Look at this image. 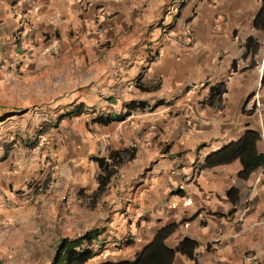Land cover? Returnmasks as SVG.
Returning <instances> with one entry per match:
<instances>
[{"label":"crops","instance_id":"obj_1","mask_svg":"<svg viewBox=\"0 0 264 264\" xmlns=\"http://www.w3.org/2000/svg\"><path fill=\"white\" fill-rule=\"evenodd\" d=\"M261 6L262 0H0V155L7 142L25 136L37 139L38 155L49 151L54 160L37 162L41 185L31 200L0 199V264L20 263L23 228L34 236L61 218L62 236L84 234L86 215H94L87 200L100 205L106 198L110 209L99 213L110 225L93 245V264L133 259L169 222L179 223L172 246L185 237L199 242V264H264V165L242 179L239 159L205 164L247 129L264 128V29L254 26ZM250 37L257 52L247 46ZM223 82L222 97H211ZM252 97L262 113L247 107ZM77 105L82 113L67 114ZM122 149L134 155L95 197L101 168L93 156L109 159ZM7 170L0 175L5 189L27 177ZM73 219L80 229L70 230ZM47 242L35 240L36 250ZM174 264L197 263L179 253Z\"/></svg>","mask_w":264,"mask_h":264},{"label":"trees","instance_id":"obj_2","mask_svg":"<svg viewBox=\"0 0 264 264\" xmlns=\"http://www.w3.org/2000/svg\"><path fill=\"white\" fill-rule=\"evenodd\" d=\"M254 26L258 29H264V0L259 13L254 19ZM252 51H258V45L254 38L247 40V46H252ZM264 84V76L262 78ZM226 91L223 83L211 88V97L220 99ZM220 101V100H219ZM212 103V101H211ZM79 105L73 107L67 114L78 115L82 113ZM128 112L118 116L120 119ZM100 119V117H96ZM109 122V119L104 120ZM262 140L261 132L257 129H247V131L237 140L231 141L219 149L212 151L205 158L207 166H215L218 164L231 163L237 159L241 161L242 168L238 171V177L242 179L248 178L251 173L264 165V152L259 149V142ZM127 149L111 150L109 159L105 156H93L101 168V172L97 175L98 188L95 190V197L101 194L107 188L111 177L118 171V167L125 162L127 157H131L134 153L127 156ZM235 188L228 191V196H232ZM179 223L169 222L157 229L153 238L139 251L133 259L120 260H104L97 264H174L177 255L183 254L196 261V249L199 242L196 239L185 237L177 245L172 246L169 242L170 236L177 230ZM99 227L92 228L84 234L78 236H63L59 239L58 245L53 254L51 264H88L89 261L97 253L94 250V243L102 234Z\"/></svg>","mask_w":264,"mask_h":264},{"label":"rangeland","instance_id":"obj_3","mask_svg":"<svg viewBox=\"0 0 264 264\" xmlns=\"http://www.w3.org/2000/svg\"><path fill=\"white\" fill-rule=\"evenodd\" d=\"M53 122L55 121L42 123L41 127H38L36 129L37 133H45L53 125ZM22 126L24 130L30 129L31 121L23 123ZM36 140L37 139H32V137L26 138L24 136L22 137V139H14L7 142V144H9V147H7L6 153L0 155V162L5 166V170L3 172L0 171V175L4 174L5 176L9 173L7 169L11 168L15 169L14 172L12 171L13 174L18 176L23 175L27 177H23L22 184L18 183L20 184L18 186L16 183H13V181L10 182L9 188L5 189L0 186V199L8 201L11 196H15L16 198H24L25 196H27L28 199L31 200L32 194L35 193L38 187L41 185L39 181H37V179L34 177L35 175L33 172L37 167V162L39 161L46 167L53 164L54 160L49 151L44 152V150H41L40 154L38 155L36 150L33 149ZM15 142L17 143V146H10V144H13ZM83 194H86V196L88 197L87 192L83 191ZM11 201L12 204L16 205L23 204V202H20V199H16L15 201L11 198ZM97 201L98 200L95 199L87 200V207H90V209L93 210L94 215H86L85 227L87 229L99 227L100 229L105 230L108 228V225H110V218L107 217V214L105 215L104 213H99V211L102 210L104 212L110 209L109 199L106 198L104 201H99L100 205L97 203ZM63 225L64 221L61 218H56L55 220L50 221V230H46V227L44 226L45 228L42 227V231L38 232V234H35L34 236H32V234H28L29 231L24 230L23 228L22 241L20 244L16 243V245H20L17 254L18 257H20L19 264H51L53 254L60 239H56L55 237H61L65 232L64 229H62ZM69 225L70 230L73 231L72 226H78V220H70ZM25 227L27 228L28 225H26ZM78 227L75 232L79 231ZM40 239H44V241L47 240V245H45L43 249L36 250L37 245L35 244V240ZM51 240H53V243H50ZM145 243L146 242L144 240L139 243L138 246ZM97 244L98 249L101 247V245H103V243L101 242H98ZM4 264H8V262ZM88 264H93V259L90 260Z\"/></svg>","mask_w":264,"mask_h":264},{"label":"built area","instance_id":"obj_4","mask_svg":"<svg viewBox=\"0 0 264 264\" xmlns=\"http://www.w3.org/2000/svg\"><path fill=\"white\" fill-rule=\"evenodd\" d=\"M246 104L249 109L258 112L259 114L262 113L263 105L257 98L256 99H254V97L250 98ZM261 136L262 139L264 140V128H262L261 130Z\"/></svg>","mask_w":264,"mask_h":264}]
</instances>
